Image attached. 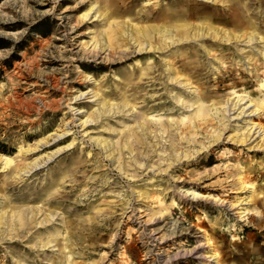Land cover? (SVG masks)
I'll use <instances>...</instances> for the list:
<instances>
[{
    "label": "rangeland",
    "instance_id": "1",
    "mask_svg": "<svg viewBox=\"0 0 264 264\" xmlns=\"http://www.w3.org/2000/svg\"><path fill=\"white\" fill-rule=\"evenodd\" d=\"M262 36L264 0H0V264H264Z\"/></svg>",
    "mask_w": 264,
    "mask_h": 264
},
{
    "label": "bare ground",
    "instance_id": "2",
    "mask_svg": "<svg viewBox=\"0 0 264 264\" xmlns=\"http://www.w3.org/2000/svg\"><path fill=\"white\" fill-rule=\"evenodd\" d=\"M225 1V0H224ZM240 1V0H239ZM225 3V2H224ZM220 7V6H219ZM239 8L237 9V13H236V15H233V16H230L229 18H226L224 21H226L227 23H230V24H234V25H236L237 27L239 26V25H242V23L244 22V21H246V20H248V19H246L244 16H243V8L245 9V7H246V3H244L243 1H241L240 2V4H239V6H238ZM96 8V6L95 5H93L92 6V8L90 9V11H88L87 13H86V15L88 16L90 13H91V11H93V9H95ZM221 9V8H220ZM224 10H229V9H227L226 8V6L224 5ZM195 14V12H193V14H191V16H193ZM175 17V16H174ZM173 19V18H172ZM172 23V22H171ZM175 23V22H174ZM173 23V24H174ZM204 23V22H203ZM248 23H249V25L251 26H253L255 23L253 22V21H248ZM208 24V23H207ZM255 26V25H254ZM210 28H214V29H216L217 27H215V26H212V25H210L209 26ZM247 27V25L246 26H244L243 28H246ZM128 28V29H127ZM126 28V33L127 34H133V32H134V28H130V27H127ZM152 28V27H151ZM191 28H193L195 31H196V34L198 33V32H200V33H202L203 34V32H204V25L202 24V22H199V24H194V23H189V22H187V23H179L178 22V24H176V25H172V24H162L161 26H158L157 27V30L159 31V30H161L162 31V29H163V31H165V33H167V32H171V34H172V32H174V31H177V32H179L180 33V35H181V37H179V40H184L185 38H187V37H189L190 36V33H191V31H190V29ZM253 28V27H252ZM217 29H219V28H217ZM221 29H222V27H221ZM250 30V29H249ZM225 31L227 32V33H229V35H230V30L229 29H225ZM248 31V30H247ZM234 32V31H233ZM249 32V31H248ZM253 32H254V30H253ZM210 33V32H209ZM232 33V32H231ZM235 33V32H234ZM245 33V32H244ZM195 34V35H196ZM233 34V33H232ZM248 34V33H247ZM250 34V33H249ZM142 37H144L145 39H147L148 41L150 40V39H152L154 36H152L151 35V30L150 29H143L142 31H141V34H140ZM155 35V34H154ZM165 35V34H164ZM177 35V34H176ZM198 35V34H197ZM200 35V34H199ZM198 35V36H199ZM212 35V34H211ZM238 35V34H237ZM246 35V34H245ZM258 35V33H253L252 34V36L253 37H256ZM201 36V35H200ZM228 36V35H227ZM140 37V36H139ZM195 37V36H194ZM230 37H231V35H230ZM113 38L114 39H116V36H115V34H114V36H112V40H113ZM262 38H264V36H262ZM135 39H137L138 40V37H137V35H136V37H135ZM171 39H173V38H171ZM230 39V38H229ZM152 41V40H151ZM150 41V42H151ZM117 42V41H116ZM152 43V42H151ZM97 45H98V43H97ZM151 45H153V43L151 44ZM154 48H157V47H161V46H153ZM158 48V49H159ZM84 94V93H83ZM83 94H81V95H83ZM27 109V108H26ZM84 110H81L80 112H83ZM28 150H30V149H28ZM6 159H7V163H11L12 162V158L11 157H9V156H6Z\"/></svg>",
    "mask_w": 264,
    "mask_h": 264
}]
</instances>
